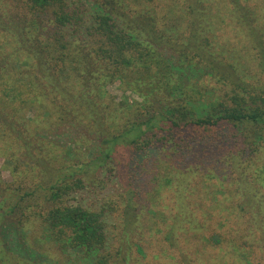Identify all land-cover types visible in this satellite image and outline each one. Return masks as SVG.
I'll return each mask as SVG.
<instances>
[{
	"label": "trees",
	"instance_id": "obj_1",
	"mask_svg": "<svg viewBox=\"0 0 264 264\" xmlns=\"http://www.w3.org/2000/svg\"><path fill=\"white\" fill-rule=\"evenodd\" d=\"M159 1L0 0L3 17L16 7L31 15L0 25L21 45L10 63L0 64V113L13 103L31 106L72 136L69 161L54 165L44 157L40 168L33 165V180L18 167L13 181L0 171V264H39L46 255L38 245L64 254L66 264H166L165 257L264 264L258 5L222 0L254 43L251 70L240 65L237 50L219 45L220 11L210 12L212 0H173L184 6L187 38L180 18H159ZM168 45L175 55L165 54ZM210 78L220 87L209 88ZM115 81L141 101H118L108 91ZM80 141H86L82 156ZM158 150L147 184L142 166ZM105 173L125 179L121 193L102 200L77 195Z\"/></svg>",
	"mask_w": 264,
	"mask_h": 264
},
{
	"label": "rangeland",
	"instance_id": "obj_2",
	"mask_svg": "<svg viewBox=\"0 0 264 264\" xmlns=\"http://www.w3.org/2000/svg\"><path fill=\"white\" fill-rule=\"evenodd\" d=\"M256 4L258 5L257 10L261 16L260 28L264 34V0H256ZM154 6L158 10L159 18H165V21L167 22H172V18L176 16L180 18L178 22V24H181L180 31H184V36L187 38L189 29L188 25L185 23L187 18L182 21V18H185L186 15L183 4H175L173 0H161V2H156ZM131 7L135 9L137 6L132 4ZM208 7L212 13L220 11V17L215 19L217 29L215 32L217 34L219 45L221 47H225L229 51H233L234 49L237 50L236 52L241 56L240 65L242 67L249 66L252 70L255 61L253 59L255 56V50L252 49L254 43L248 32L245 30L241 31V29L237 26V23L231 19L229 7L225 6L222 0H212ZM15 9L17 10L11 11L9 14H6L5 17H3V15H1L2 13H0V25L6 24L3 25V27H9V25H11V21L9 19H12V23H14L17 20L22 22L29 16L31 17V15L27 13V9H18L17 7ZM5 34L10 36L7 31H0V46H2L0 47V64L2 65L4 63H10V60L14 57L13 52L16 53V48L21 46L18 42H16V38L13 39L11 36L9 37V40H5ZM6 41L10 42L8 43ZM182 41V39L179 40V42ZM173 46L175 48L180 47L179 44ZM164 52L166 55L176 54L172 45L166 46L164 48ZM214 86L220 87V84L217 83V80H211L210 78L208 87L210 88ZM108 91L118 101L124 99H128L130 103L141 101V98L137 93L131 90H126L123 84L119 81L109 84ZM5 109L6 112L4 111ZM5 109L3 110L2 108L3 111L0 113V171L6 180L13 181V174H18L15 169L17 167L19 168L17 172H20L23 178L28 179L31 177L33 180L36 175L34 172H31L33 170V165L37 162L36 168H40L42 160L45 159L44 157L48 158V164L50 163L54 165L64 163L65 159L69 161V146H71L69 144L72 140V136L69 134L70 128L68 126L55 125L54 119L50 116L42 115L40 111L36 112L34 108H31V106L20 103L10 104ZM84 136L86 135H83L82 138H84ZM47 139H51L57 144L49 143ZM95 140L96 138L92 139V142H95ZM84 143L86 144V141H80V147H78V151L82 150V152H78L81 156L83 155V152L87 150ZM42 145H44L43 148H38ZM155 153L157 154H155L154 157L152 155L150 159H145L144 162L147 164L142 166V169L144 170L140 176L143 175V177H146L145 181L147 184L150 182L151 176H154V165L159 164V150ZM156 158L158 159L157 162L155 161ZM39 159L41 161L38 162ZM163 170H167L166 166H164L161 171ZM102 179H104L103 182L98 183L96 186L88 185L84 191H80L77 195L80 196L83 194L84 197L85 195H93L94 199L96 197L95 200H102L106 195L113 192L121 193V186L123 188L127 186V184L124 185L125 179L120 180L115 177L108 179V175H106V173L102 175ZM163 195V188H160L159 191L155 192L156 201L159 204L158 207L160 209L162 208V202L164 203L166 201V198L164 200L162 199ZM210 199V196H208L205 202L212 203ZM211 203L207 205H211ZM118 222L120 223V220ZM31 228L34 229L36 227ZM33 235L38 236L37 234ZM155 236L156 234L154 233L151 236V243H149L151 247L157 242V238ZM38 243H40V241H38ZM34 245L38 244L36 243ZM37 250L46 255L41 258L43 262H39V264H66L68 260L64 254L61 255L59 252L49 248L48 246L41 247L38 245ZM165 250L168 251L167 253H173L172 250ZM166 258H169L170 261ZM164 259L166 264H180L179 258L173 259L171 257H165ZM148 260L149 258H147L146 262ZM176 260H178V262Z\"/></svg>",
	"mask_w": 264,
	"mask_h": 264
}]
</instances>
